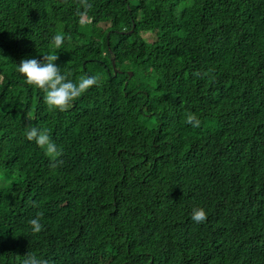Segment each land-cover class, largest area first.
<instances>
[{
    "label": "trees",
    "instance_id": "obj_1",
    "mask_svg": "<svg viewBox=\"0 0 264 264\" xmlns=\"http://www.w3.org/2000/svg\"><path fill=\"white\" fill-rule=\"evenodd\" d=\"M88 3L0 0V264H264V0ZM53 52L100 81L63 112L15 70Z\"/></svg>",
    "mask_w": 264,
    "mask_h": 264
},
{
    "label": "clouds",
    "instance_id": "obj_2",
    "mask_svg": "<svg viewBox=\"0 0 264 264\" xmlns=\"http://www.w3.org/2000/svg\"><path fill=\"white\" fill-rule=\"evenodd\" d=\"M79 3L85 11L91 8L88 0H79ZM64 39L63 34H56L52 37L55 49L61 48ZM58 59L59 57L55 52L44 54L39 60L36 58H22L16 64L15 70L23 77L26 85L35 87L45 94L44 101L49 110L63 112L90 87L98 86L100 81L97 76L81 75L78 81L73 82L68 78L71 76L70 72L67 74L61 73L59 66L55 63ZM114 70L117 74V69L115 68ZM194 75L201 77V73L199 72L194 73ZM0 83H2V78H0ZM185 122L193 128L199 127L201 123L193 113L186 115ZM25 136L28 141H34L39 148L44 150L45 155L50 160L51 167L55 168L63 164V161L60 159L63 151L51 140L48 132H42L38 128L29 125L26 128ZM42 215L43 213H39L37 218L29 221L33 233H39L43 230V225L39 220V216ZM191 219L196 223H203L207 219V213L203 208H194L191 213ZM23 264H48V261L38 259L35 255L29 254L23 261Z\"/></svg>",
    "mask_w": 264,
    "mask_h": 264
},
{
    "label": "water",
    "instance_id": "obj_3",
    "mask_svg": "<svg viewBox=\"0 0 264 264\" xmlns=\"http://www.w3.org/2000/svg\"><path fill=\"white\" fill-rule=\"evenodd\" d=\"M132 32V31H131ZM112 61H113V67H115V58L113 57V59H112ZM115 69V68H114ZM116 72H118L117 70H116Z\"/></svg>",
    "mask_w": 264,
    "mask_h": 264
},
{
    "label": "rangeland",
    "instance_id": "obj_4",
    "mask_svg": "<svg viewBox=\"0 0 264 264\" xmlns=\"http://www.w3.org/2000/svg\"><path fill=\"white\" fill-rule=\"evenodd\" d=\"M133 4H134V2H133ZM131 33V32H130ZM130 33H128V34H130ZM145 36H147V35H145ZM148 36H149V34H148Z\"/></svg>",
    "mask_w": 264,
    "mask_h": 264
}]
</instances>
